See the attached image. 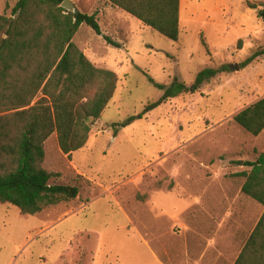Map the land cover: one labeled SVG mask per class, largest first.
Listing matches in <instances>:
<instances>
[{
  "label": "rangeland",
  "instance_id": "1",
  "mask_svg": "<svg viewBox=\"0 0 264 264\" xmlns=\"http://www.w3.org/2000/svg\"><path fill=\"white\" fill-rule=\"evenodd\" d=\"M16 2L0 0V16ZM189 3L180 2L177 41L132 16L96 17L101 36L80 26L73 43L117 75L116 90L83 148L63 154L55 133L44 142L50 184L77 186V198L33 216L0 203V264H234L249 200L233 175L264 154V131L253 136L233 117L264 98V56L240 66L264 48V0ZM205 69L217 74L197 92L140 118L163 94L149 79L189 87Z\"/></svg>",
  "mask_w": 264,
  "mask_h": 264
},
{
  "label": "trees",
  "instance_id": "2",
  "mask_svg": "<svg viewBox=\"0 0 264 264\" xmlns=\"http://www.w3.org/2000/svg\"><path fill=\"white\" fill-rule=\"evenodd\" d=\"M63 1L17 0L10 17L0 16V203L16 207L23 215L33 216L77 198V186L50 184L56 175L42 167L44 142L55 133L63 154L70 156L83 148L118 81L114 72L96 68L73 43L82 24L102 35L96 14L68 12L61 7ZM110 1L163 37L178 40L180 0ZM258 6L247 3L251 10ZM258 17L264 19V10L258 11ZM260 56L264 48L240 66ZM216 74L205 69L189 87L177 79L169 86L149 79L163 94L144 107L140 118L171 98L197 92ZM233 121L249 134L260 135L264 98L237 113ZM238 165L250 168L234 175L245 179L241 193L264 207V154ZM260 229H264V212L254 234ZM234 264H264V248L250 252L249 241Z\"/></svg>",
  "mask_w": 264,
  "mask_h": 264
},
{
  "label": "crops",
  "instance_id": "3",
  "mask_svg": "<svg viewBox=\"0 0 264 264\" xmlns=\"http://www.w3.org/2000/svg\"><path fill=\"white\" fill-rule=\"evenodd\" d=\"M186 0H180L181 4ZM189 3V0H187ZM207 1V0H202ZM190 4V3H189ZM73 5L77 8L78 11L85 14H96V17L99 19L101 17H105V19L115 22L119 20L120 17L125 18L131 16L124 12L122 9L117 7L110 0H74ZM85 7V11L81 9V7ZM89 7V8H88ZM94 7H101L100 10L95 9ZM133 17V16H132ZM243 167V165H240ZM236 172L237 173H241ZM234 174V175H235ZM233 175V176H234ZM236 177V176H235ZM241 191V188H240ZM248 198V205L241 207V214L244 215L243 223L237 224L235 227V235L234 239L236 244L238 243L241 247L239 252L237 253L236 259L239 257L240 253L243 251L247 243L250 241V252L254 250L260 251V249L264 248V229H260L258 233L254 234L257 223L259 222L263 212L264 207L255 202L254 200ZM247 225L249 226V232L247 230ZM248 232V233H247ZM235 259V261H236ZM235 263V262H234Z\"/></svg>",
  "mask_w": 264,
  "mask_h": 264
},
{
  "label": "water",
  "instance_id": "4",
  "mask_svg": "<svg viewBox=\"0 0 264 264\" xmlns=\"http://www.w3.org/2000/svg\"><path fill=\"white\" fill-rule=\"evenodd\" d=\"M61 7L71 13H76L78 11L77 8L72 3H70L68 0H64L63 3L61 4ZM229 69L231 71L239 70V66L232 65L229 67Z\"/></svg>",
  "mask_w": 264,
  "mask_h": 264
}]
</instances>
